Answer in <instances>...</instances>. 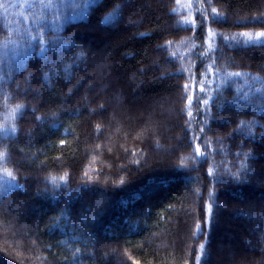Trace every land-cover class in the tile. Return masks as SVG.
Returning <instances> with one entry per match:
<instances>
[{"label":"trees","instance_id":"16d2710c","mask_svg":"<svg viewBox=\"0 0 264 264\" xmlns=\"http://www.w3.org/2000/svg\"><path fill=\"white\" fill-rule=\"evenodd\" d=\"M192 1L0 0V264H264V0Z\"/></svg>","mask_w":264,"mask_h":264},{"label":"rangeland","instance_id":"374dc122","mask_svg":"<svg viewBox=\"0 0 264 264\" xmlns=\"http://www.w3.org/2000/svg\"><path fill=\"white\" fill-rule=\"evenodd\" d=\"M192 2H193L192 4H193L194 7H196V4H197V3H199V4L201 3L199 0H193ZM143 106H144V107H143ZM147 107H148V105H147L146 103L143 102V104L139 107V110H143V112H144V111L147 112ZM148 108H149V107H148ZM138 117H142V115H141V111H139V113H138ZM223 252L226 253V248L223 249ZM228 254H229V253H227V255H228ZM229 259H230L231 261L233 260L231 255L229 256Z\"/></svg>","mask_w":264,"mask_h":264},{"label":"snow or ice","instance_id":"6c2138e0","mask_svg":"<svg viewBox=\"0 0 264 264\" xmlns=\"http://www.w3.org/2000/svg\"><path fill=\"white\" fill-rule=\"evenodd\" d=\"M213 11H215V10H213ZM243 35L244 36H248L249 34L248 33H244ZM259 36L260 37H264V32L259 33ZM236 75H239V74L237 73ZM185 87H187V86H185ZM201 91H203V87H201ZM205 104H207V101H205ZM237 155H240V154L238 153Z\"/></svg>","mask_w":264,"mask_h":264}]
</instances>
